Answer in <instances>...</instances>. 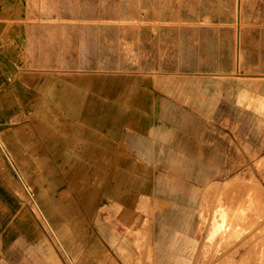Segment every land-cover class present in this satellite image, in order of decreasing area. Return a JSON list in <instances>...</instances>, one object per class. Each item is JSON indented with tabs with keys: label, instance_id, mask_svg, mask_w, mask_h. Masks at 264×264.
I'll return each mask as SVG.
<instances>
[{
	"label": "rangeland",
	"instance_id": "1",
	"mask_svg": "<svg viewBox=\"0 0 264 264\" xmlns=\"http://www.w3.org/2000/svg\"><path fill=\"white\" fill-rule=\"evenodd\" d=\"M39 4L40 20L66 23V79H119L96 97L149 100L123 125L167 149L149 190L96 218L50 226L19 188L0 264H83L79 246H101L97 264H264V0Z\"/></svg>",
	"mask_w": 264,
	"mask_h": 264
},
{
	"label": "crops",
	"instance_id": "2",
	"mask_svg": "<svg viewBox=\"0 0 264 264\" xmlns=\"http://www.w3.org/2000/svg\"><path fill=\"white\" fill-rule=\"evenodd\" d=\"M39 10V0H0V242L19 188L50 226V218H96L104 202L125 208L135 188L149 190L156 151L167 149L162 133L123 125L131 107L149 100L96 97L93 86L111 91L119 79H66V23L40 20ZM79 248L83 264L103 258L101 246Z\"/></svg>",
	"mask_w": 264,
	"mask_h": 264
}]
</instances>
